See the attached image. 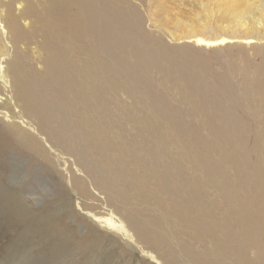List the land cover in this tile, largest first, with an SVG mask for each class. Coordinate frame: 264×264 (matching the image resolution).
Masks as SVG:
<instances>
[{"label": "bare ground", "instance_id": "bare-ground-1", "mask_svg": "<svg viewBox=\"0 0 264 264\" xmlns=\"http://www.w3.org/2000/svg\"><path fill=\"white\" fill-rule=\"evenodd\" d=\"M239 1L209 0L174 46L148 30L151 0H0V71L30 119L13 133L48 161L38 134L73 156L121 215L103 227L165 264H264V84L238 38L261 54L264 5L256 23Z\"/></svg>", "mask_w": 264, "mask_h": 264}, {"label": "rangeland", "instance_id": "rangeland-1", "mask_svg": "<svg viewBox=\"0 0 264 264\" xmlns=\"http://www.w3.org/2000/svg\"><path fill=\"white\" fill-rule=\"evenodd\" d=\"M239 2L245 15L258 23L264 0ZM209 3V0H151L147 10L148 30L158 33L169 44L180 46L186 39L178 38L189 36V26L196 27L200 18L209 14L206 11ZM217 16L222 25L230 23V16ZM218 24H211L213 32L225 35L230 31H222V25ZM242 35L243 32L239 36ZM256 35L264 37L260 32ZM238 38L246 46L245 74L259 64L264 84V40L258 43L261 54L256 56L252 54L254 44H245L244 37ZM3 40L0 39L2 68L11 57L10 51L3 52L7 43ZM28 50L27 60L31 61L37 52L32 47ZM209 58L214 64L225 60L224 56L210 55ZM239 62L242 63L240 59ZM34 65L31 66L42 69L40 62ZM18 112L9 84L0 71V264H165L161 255L163 249H153L146 241L135 237L128 242L122 234L103 227L105 218L121 215L105 201L104 194L97 191L73 156L55 149L42 134L38 135L54 156L52 161L33 153L19 141L13 133V125L21 120L29 123L30 119L16 117ZM22 125L34 132L30 125ZM126 129L130 131L127 125ZM75 179L86 185L89 193H83L84 185H75ZM180 236L188 238L184 231ZM195 245L200 247V244ZM142 250L155 259L145 256ZM250 253L253 256L256 250L251 249Z\"/></svg>", "mask_w": 264, "mask_h": 264}]
</instances>
